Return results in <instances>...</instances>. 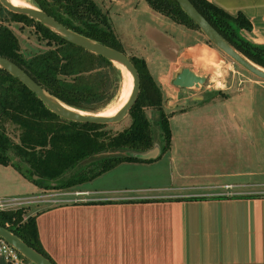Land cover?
Wrapping results in <instances>:
<instances>
[{
  "label": "crops",
  "instance_id": "obj_1",
  "mask_svg": "<svg viewBox=\"0 0 264 264\" xmlns=\"http://www.w3.org/2000/svg\"><path fill=\"white\" fill-rule=\"evenodd\" d=\"M208 1L231 14L243 12L252 28L240 34L264 44V0ZM182 32L192 33L193 42L179 48L164 35L166 55L151 74L164 94V109L182 108L188 113L182 118L191 120L201 114L200 104L217 97L173 85L176 70L189 67L196 57L187 51L207 44L197 30L184 27ZM234 81L233 76L226 92ZM221 89L216 93H226ZM189 100L198 105H186ZM250 130L231 120L171 124L167 151L160 147L150 161L116 165L97 176L102 186L87 181L66 191L32 184L38 197H49L35 203L41 205L37 209L26 205L29 214H36L42 247L55 264H264V152L252 160L249 146L234 140L249 137ZM163 159L167 164L162 165ZM251 163L255 171H250ZM145 169L147 181L141 175ZM76 191L88 194L75 196ZM0 264L10 263L0 254ZM16 264L32 263L21 258Z\"/></svg>",
  "mask_w": 264,
  "mask_h": 264
},
{
  "label": "trees",
  "instance_id": "obj_2",
  "mask_svg": "<svg viewBox=\"0 0 264 264\" xmlns=\"http://www.w3.org/2000/svg\"><path fill=\"white\" fill-rule=\"evenodd\" d=\"M145 1L159 15L200 32L175 0ZM190 1L243 55L264 68V44L254 43L240 34L242 29L252 28L243 12L231 14L208 0ZM34 3L67 28L124 52L107 14L93 0H34ZM11 22L22 23V28L33 27L38 39L46 42L47 49L26 57L9 26ZM0 55L15 62L59 100L88 112L98 113L106 108L120 89L121 72L110 60L65 40L40 22L13 13L1 4ZM129 58L139 74V94L126 116L130 124L116 131L109 124L61 118L18 78L0 68V164L12 166L38 187L66 190L122 162L150 161L129 154L147 151L156 143L148 110L158 115L156 121L163 135L160 147L162 152L167 151L171 132L163 92L146 60ZM100 158L98 169L88 176L63 177L80 162ZM0 225L51 260L39 239L36 214H29L26 206L0 211ZM21 258L27 260L22 255Z\"/></svg>",
  "mask_w": 264,
  "mask_h": 264
},
{
  "label": "rangeland",
  "instance_id": "obj_3",
  "mask_svg": "<svg viewBox=\"0 0 264 264\" xmlns=\"http://www.w3.org/2000/svg\"><path fill=\"white\" fill-rule=\"evenodd\" d=\"M23 1L37 7L34 0ZM93 1L107 14L115 34L121 42L124 53L128 57L134 56L151 60L152 62L148 63L151 73L153 72L154 65L158 63V60L164 59V56L166 55V52L163 51V44L165 41L164 38H166L165 36L171 37L173 42L179 48L193 42L192 33H183L182 30L184 27L182 25H179L159 14L153 15L145 0H122L123 3L121 4L118 2L116 3V0ZM9 26L17 36L20 49L26 57L47 49L46 42L38 39L33 27L25 26L22 28V23L20 22H11L9 23ZM187 52L188 55L193 53L196 56L188 62V65H190L189 67H192L197 74L206 77V82L204 84L200 85V87H192V89H189L188 92L199 95L205 93V97L212 98V96H214L217 97L215 98L217 100L214 99V101H212L213 103L209 104H200L198 107L200 110L197 113L201 114L195 116L192 115L191 120L184 119V115L188 113H183L182 108H177L172 111L165 110L169 116V126L171 124L172 126H175L176 124L179 126L180 124L194 125L196 123L208 125L223 124V122L229 123L230 120L235 125L242 124L244 126H250L251 132L249 137L239 135L238 139L234 140L235 142L239 141L245 144L247 147L249 146L248 156L254 160L261 150L264 152V80L259 79L244 70L223 52L209 43H202ZM216 53H218V56ZM120 72V89L115 99H113L106 108L110 107V105H115L119 100V96L125 82L123 73L121 70ZM233 76L235 77L233 86L226 92V88L230 86ZM239 79L243 80L239 81ZM255 80L260 81V83H256ZM220 89L225 90L226 93H223L222 95L216 93L217 90ZM195 104L198 105L197 102L189 100L186 105L192 107L195 106ZM147 114L151 121V128L154 133L155 141L162 144V129L156 121L158 115L151 110H148ZM129 124L130 118L125 117L120 122L109 125L116 131L123 130ZM221 136L223 137V140L228 143L230 142L226 135ZM100 162L101 158L100 160L86 159L77 164L74 168L69 169L63 177L66 179L71 177L78 178L88 176L90 173H93V171L98 169ZM253 163L250 165V171H255L257 169L256 165ZM165 164H167V159H163L162 161V165ZM128 175L131 174L128 173ZM141 175L144 180L147 181L149 176L147 169L143 170ZM87 181L94 182L91 185L92 187L104 185L100 182L98 177L82 181L81 183H85ZM112 181H115V178H112ZM32 184L33 183L31 181L23 177L12 166H4L0 164V195L2 198L16 197L25 199L38 197L39 195L37 194L39 191L34 189ZM80 184H77V186ZM68 189H73V187ZM28 205L34 209L41 206L35 205V203L27 204V206Z\"/></svg>",
  "mask_w": 264,
  "mask_h": 264
},
{
  "label": "water",
  "instance_id": "obj_4",
  "mask_svg": "<svg viewBox=\"0 0 264 264\" xmlns=\"http://www.w3.org/2000/svg\"><path fill=\"white\" fill-rule=\"evenodd\" d=\"M183 12L194 22L205 38L218 50L228 56L234 63L238 64L244 70L253 76L264 80V68L255 64L245 55H243L234 45H232L192 4L190 0H175ZM0 4L7 10L23 14L29 18L40 22L55 34L65 40L79 45L84 49L101 55L110 60L121 71L126 70L130 76L132 89L127 101L112 116H103L98 113L81 110L63 101L59 100L40 84H38L30 75H28L20 66L9 58L0 55V68L8 71L25 84L35 95L54 113L65 120L94 123V124H114L123 120L127 115L139 94V74L130 58L122 51L90 39L80 33H77L57 21L54 17L45 11L35 7L17 6L10 0H0ZM206 82V77L198 75L194 69L189 67L178 68L173 78V85L180 88L200 87ZM160 153V145L156 142L154 146L143 152H131L130 155L141 160H150L156 158ZM0 239L15 248L23 257L32 264H55L52 260L38 252L13 232L0 225Z\"/></svg>",
  "mask_w": 264,
  "mask_h": 264
},
{
  "label": "built area",
  "instance_id": "obj_5",
  "mask_svg": "<svg viewBox=\"0 0 264 264\" xmlns=\"http://www.w3.org/2000/svg\"><path fill=\"white\" fill-rule=\"evenodd\" d=\"M88 192L76 191L73 193L75 196L87 195ZM41 200H44L42 197H31V198H0V211L14 210L26 206L30 203H37ZM0 254L10 264H16L21 259V254L12 246L7 244L3 239H0Z\"/></svg>",
  "mask_w": 264,
  "mask_h": 264
},
{
  "label": "bare ground",
  "instance_id": "obj_6",
  "mask_svg": "<svg viewBox=\"0 0 264 264\" xmlns=\"http://www.w3.org/2000/svg\"><path fill=\"white\" fill-rule=\"evenodd\" d=\"M10 1L17 6H27V7L32 6V5L24 2L23 0H10ZM122 73H123L125 82H124V87L120 93L118 102L115 105H110V107L98 112V114L103 115V116H112L129 98V95H130V92L132 89V83L130 81V76H129L128 72L126 70L122 69ZM198 75H200V74H198Z\"/></svg>",
  "mask_w": 264,
  "mask_h": 264
}]
</instances>
